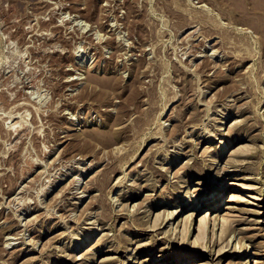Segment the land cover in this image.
<instances>
[{
    "label": "rangeland",
    "instance_id": "1",
    "mask_svg": "<svg viewBox=\"0 0 264 264\" xmlns=\"http://www.w3.org/2000/svg\"><path fill=\"white\" fill-rule=\"evenodd\" d=\"M172 262L264 264V0H0V264Z\"/></svg>",
    "mask_w": 264,
    "mask_h": 264
},
{
    "label": "bare ground",
    "instance_id": "2",
    "mask_svg": "<svg viewBox=\"0 0 264 264\" xmlns=\"http://www.w3.org/2000/svg\"><path fill=\"white\" fill-rule=\"evenodd\" d=\"M218 141V140H217ZM238 162V161H237ZM244 169H245V171L246 170H249V169H253V167L251 166V165H247V166H244L243 167ZM218 190V189H217ZM219 196L216 194V196H215V198H208V199H206V200H202V202H203V204L202 205H204V206H206V207H209L210 209H212V210H217V209H219L220 208V204H219V198H218ZM232 201V199L230 198L226 203H230ZM191 203V202H190ZM199 204V203H198ZM215 212V211H214ZM213 212V213H214ZM205 215V214H204ZM203 215V216H204ZM202 217V216H201ZM203 218L204 217H202V219H200L199 220V222H200V224L202 223V220H203ZM209 218H210V215H209ZM202 225V224H201ZM203 226V225H202ZM224 226V225H223ZM201 227V226H200ZM200 229V228H199ZM83 241H86L85 240V238L84 239H82V240H79L78 241V244L79 245H83ZM87 242V241H86ZM75 247V246H74ZM172 264H173V262H172Z\"/></svg>",
    "mask_w": 264,
    "mask_h": 264
}]
</instances>
